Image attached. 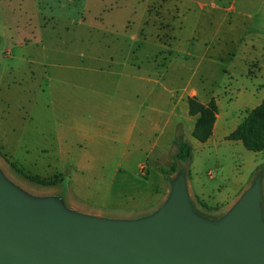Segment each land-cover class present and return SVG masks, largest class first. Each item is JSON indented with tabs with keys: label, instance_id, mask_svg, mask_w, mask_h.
<instances>
[{
	"label": "rangeland",
	"instance_id": "1",
	"mask_svg": "<svg viewBox=\"0 0 264 264\" xmlns=\"http://www.w3.org/2000/svg\"><path fill=\"white\" fill-rule=\"evenodd\" d=\"M160 95L163 114L151 111ZM211 99L208 126L189 102ZM263 99L264 0H0V173L30 197L96 218L147 216L178 175L182 133L189 198L218 219L264 163L239 132Z\"/></svg>",
	"mask_w": 264,
	"mask_h": 264
},
{
	"label": "water",
	"instance_id": "2",
	"mask_svg": "<svg viewBox=\"0 0 264 264\" xmlns=\"http://www.w3.org/2000/svg\"><path fill=\"white\" fill-rule=\"evenodd\" d=\"M0 264H264L260 178L218 219L195 212L178 173L158 210L113 220L30 197L0 173Z\"/></svg>",
	"mask_w": 264,
	"mask_h": 264
},
{
	"label": "trees",
	"instance_id": "3",
	"mask_svg": "<svg viewBox=\"0 0 264 264\" xmlns=\"http://www.w3.org/2000/svg\"><path fill=\"white\" fill-rule=\"evenodd\" d=\"M189 108L192 111L197 110L198 112H200L199 122H202L204 121V119L208 118V122H207L208 126L212 124L214 114L216 113L217 110L216 105L212 99L205 107L194 106L192 102H189ZM261 111H264V99L262 103L249 116L245 117L241 121L239 125V132L242 138V144L246 150L252 152H259L264 149V121L256 120V115ZM174 142L176 144L177 151L173 156V158L177 163L182 164L179 167L178 173H183L186 179L188 173L186 166L192 156V146L189 142H187L184 139L182 133H178L174 137ZM161 173L165 175L164 168H161ZM263 173H264V163L262 167L258 169V171L255 173L253 181L257 177L261 179ZM22 175L35 184L46 186V185H52L54 183V180H45L37 176L25 175L23 173ZM194 210L196 213H198L195 207Z\"/></svg>",
	"mask_w": 264,
	"mask_h": 264
},
{
	"label": "crops",
	"instance_id": "4",
	"mask_svg": "<svg viewBox=\"0 0 264 264\" xmlns=\"http://www.w3.org/2000/svg\"><path fill=\"white\" fill-rule=\"evenodd\" d=\"M215 34H218V33L216 32ZM217 36L218 35H215V37H217ZM160 98H162L161 95L159 96V98H155L156 102H159L160 104L158 103L159 104L158 107L157 106L151 107V111L154 110V111H158L159 113L163 114V113H165V111H164V108H163L164 106L161 103L162 100ZM175 98H177V97H175ZM171 102H172V107L170 109H168L169 111H167V112H168V115L173 116L175 114V108H176L178 102H182L183 103V101H181V99H175V100H172ZM174 105H176V106H174ZM186 182H187L188 187L190 188L193 185L194 181L192 180V177H191V180L187 179ZM195 195L198 196L197 194H195Z\"/></svg>",
	"mask_w": 264,
	"mask_h": 264
}]
</instances>
